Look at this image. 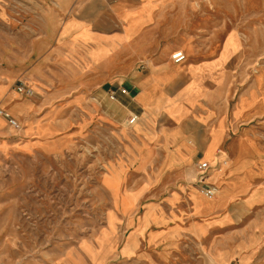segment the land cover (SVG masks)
Masks as SVG:
<instances>
[{"label":"crops","instance_id":"1","mask_svg":"<svg viewBox=\"0 0 264 264\" xmlns=\"http://www.w3.org/2000/svg\"><path fill=\"white\" fill-rule=\"evenodd\" d=\"M13 1L0 2V25L10 32L0 106L45 152L65 149L78 134L58 133L83 131L101 110L99 122L123 128L122 174L125 181L129 166L133 180L120 193L127 202L111 196L93 241L55 245L15 264H264V140L249 124L264 108L250 90L243 102L222 101L231 90L228 63L243 48L236 30L207 56L218 41L204 24L192 28L187 0ZM175 50L183 62H173ZM17 80L32 95H18ZM132 114L138 119L129 125ZM202 160L216 163L212 198L194 183Z\"/></svg>","mask_w":264,"mask_h":264},{"label":"rangeland","instance_id":"2","mask_svg":"<svg viewBox=\"0 0 264 264\" xmlns=\"http://www.w3.org/2000/svg\"><path fill=\"white\" fill-rule=\"evenodd\" d=\"M187 1L192 28L204 24L206 37L218 41L208 49L207 56L214 55L218 44L233 30L242 42L243 48L228 63L231 90L222 101L232 106L242 92L250 90L251 101L258 100L264 108V0ZM0 2L4 8L6 0ZM13 32L20 37V31ZM7 33L5 25H0V68L5 65L1 49H6ZM235 43L236 36L227 40V54ZM18 87L23 92H18ZM13 89L23 97L32 95L30 88L18 80ZM240 101H244L242 95ZM72 113L64 115L70 118ZM102 115L101 110L95 112L93 125L83 131L72 126L58 133L78 134L59 152L43 151L42 141L33 132L25 130L24 136L23 120L14 117L19 122V128L14 129L2 117L0 141L8 150L0 152V264L35 258L59 244L75 245L84 238L93 241L104 228V212L111 196L127 202L120 193L133 180L129 166L125 181L122 174L121 164L127 163L123 135L119 133L123 128L118 131L111 121L99 122ZM249 124L253 136L264 140V115ZM106 220L111 226L112 217Z\"/></svg>","mask_w":264,"mask_h":264},{"label":"built area","instance_id":"3","mask_svg":"<svg viewBox=\"0 0 264 264\" xmlns=\"http://www.w3.org/2000/svg\"><path fill=\"white\" fill-rule=\"evenodd\" d=\"M171 59L175 63H181L185 60V54L183 53L182 50H175L171 54ZM17 91L23 92V88L18 87ZM118 92L120 94H127L126 89L123 87H120ZM116 94H117L116 91H111L108 98L110 100H116ZM0 116L7 121L8 125L11 128L14 129L19 128V122L14 117H12L5 109L1 107H0ZM137 119H138V115L132 114L130 118L127 120V123L129 125H132L137 121ZM215 165L216 163L208 160H202L198 162V164L196 165V179L194 183H196L198 191L207 198H212L217 192L216 187L209 181V172Z\"/></svg>","mask_w":264,"mask_h":264},{"label":"bare ground","instance_id":"4","mask_svg":"<svg viewBox=\"0 0 264 264\" xmlns=\"http://www.w3.org/2000/svg\"><path fill=\"white\" fill-rule=\"evenodd\" d=\"M232 44V43H231ZM264 71V70H263ZM261 88V87H260ZM122 180V179H121ZM122 186V185H121Z\"/></svg>","mask_w":264,"mask_h":264}]
</instances>
